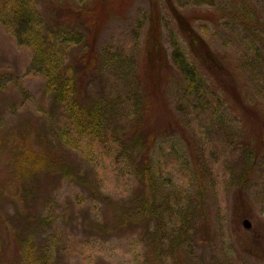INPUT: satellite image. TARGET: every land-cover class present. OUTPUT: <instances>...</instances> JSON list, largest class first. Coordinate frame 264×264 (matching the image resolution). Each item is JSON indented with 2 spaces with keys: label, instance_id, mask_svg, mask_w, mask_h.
Instances as JSON below:
<instances>
[{
  "label": "rangeland",
  "instance_id": "rangeland-1",
  "mask_svg": "<svg viewBox=\"0 0 264 264\" xmlns=\"http://www.w3.org/2000/svg\"><path fill=\"white\" fill-rule=\"evenodd\" d=\"M172 1L202 14L200 32L261 114L262 43L256 56L240 25L210 21L229 1ZM249 1L264 22V0ZM49 2L0 0V264H264V153L250 168L245 148L255 144V125L226 97L218 107L187 93L167 0H159L170 63L161 94L179 125L145 111L151 5L130 0L101 28L96 68L74 67L82 100L102 108L105 142L79 137L54 106L51 81L31 65L35 51L14 14L30 6L48 16ZM57 50L71 61L79 54ZM39 153L49 162L30 159Z\"/></svg>",
  "mask_w": 264,
  "mask_h": 264
},
{
  "label": "trees",
  "instance_id": "trees-1",
  "mask_svg": "<svg viewBox=\"0 0 264 264\" xmlns=\"http://www.w3.org/2000/svg\"><path fill=\"white\" fill-rule=\"evenodd\" d=\"M127 1L130 0H69L68 2L50 0L49 6L52 7L49 11L52 13L48 16L38 14L39 10H34L30 6L14 14L16 26L22 29L24 40L35 51L31 65L51 81L50 93L54 106L61 111L70 125L76 128L79 137L83 139L105 142L104 118L99 104L82 100L74 67H80L84 73L96 68L98 61L96 42L99 32L106 21L115 16L119 7H124ZM228 1V5L220 8L216 13L217 16L210 21L217 23L221 20L224 24L231 22L240 25L248 32L254 55L258 56L261 49L255 44L259 41L264 50V22L249 0ZM150 5L151 36L145 41L143 66V77L147 85L145 111L149 112L153 109L157 112L152 114L157 124L165 117L166 123L179 125L169 114L162 100V80L166 79L170 63L161 39L160 2L150 0ZM167 5L173 12V18L176 19L173 28L174 57L183 72L187 93L192 96L207 94L218 107H221L228 98L229 103H235L238 107L236 110L244 114L247 122L255 125L256 135L253 136L255 144L251 145L247 142L245 146L249 166L253 167L259 156L264 153V111L260 114L240 98L243 96V87L244 92L247 93V86H243L241 79L236 76L237 70H232L227 56L218 54L208 38L200 32L197 20L203 18L202 14L196 16L185 14L175 7L172 0H167ZM55 12L56 16L53 15ZM59 46L77 47L79 54L73 61L66 60L59 56L57 50ZM212 77L220 82V87L212 85ZM159 114L161 116L158 117ZM149 142L150 137L144 140L145 145ZM30 159L38 165L49 162L45 153H39Z\"/></svg>",
  "mask_w": 264,
  "mask_h": 264
},
{
  "label": "water",
  "instance_id": "water-1",
  "mask_svg": "<svg viewBox=\"0 0 264 264\" xmlns=\"http://www.w3.org/2000/svg\"><path fill=\"white\" fill-rule=\"evenodd\" d=\"M244 225L246 228L250 229L252 227V222L248 219L244 221Z\"/></svg>",
  "mask_w": 264,
  "mask_h": 264
}]
</instances>
